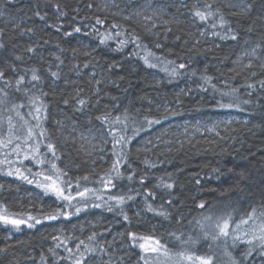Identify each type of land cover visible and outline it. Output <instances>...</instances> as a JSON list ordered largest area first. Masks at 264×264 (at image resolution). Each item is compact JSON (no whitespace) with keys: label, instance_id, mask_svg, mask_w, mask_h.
<instances>
[{"label":"trees","instance_id":"1","mask_svg":"<svg viewBox=\"0 0 264 264\" xmlns=\"http://www.w3.org/2000/svg\"><path fill=\"white\" fill-rule=\"evenodd\" d=\"M101 2L0 0V9L20 18L0 22V70L5 73L0 81L13 91L12 102L33 96L43 103L42 114L49 118L42 130L44 149L49 141L54 145L56 163L66 166L73 187L84 178L94 179L86 183L93 187L105 177L122 178L112 183V193L124 195L131 186L132 198L115 212L110 205L101 210L91 205L75 219L56 218L20 236H9L1 226L0 264H75L82 255L87 258L84 264H95L94 254L105 264H131L140 252L133 245L128 251L130 233L185 240L205 214L217 210L244 217L253 207L258 212L264 207V62L253 60L249 66L238 62L252 45H259L264 57V0H246V6L222 0H155L165 7L147 11L154 20L103 9ZM197 10L212 15L202 21L194 15ZM203 26L214 33L212 41L202 36ZM147 54L173 68L166 72L146 63ZM32 68L39 70V82H30ZM49 69L58 71L60 78L52 77ZM20 76L24 83L18 94ZM80 99L86 102L83 106L77 103ZM228 112L241 113L248 121L233 120L219 133L174 135L170 145L152 151L139 145L140 134L154 125L163 129L165 122L175 119ZM55 121L69 130L103 124L117 141L125 137L115 145L125 149L129 175L108 174L111 167L97 153L86 155L74 131L66 139L58 138ZM12 188L0 192V197L12 209L19 203L29 207ZM105 199L111 201L109 195ZM142 203L145 212L135 208ZM51 206L60 213L57 202ZM32 207L38 210L37 200ZM99 211L104 214L101 219ZM79 238L83 244L75 245ZM244 257L242 253V264H264L261 255Z\"/></svg>","mask_w":264,"mask_h":264},{"label":"rangeland","instance_id":"2","mask_svg":"<svg viewBox=\"0 0 264 264\" xmlns=\"http://www.w3.org/2000/svg\"><path fill=\"white\" fill-rule=\"evenodd\" d=\"M101 6L103 9H118V11H130L131 13L137 15L143 19L154 20L147 14V11H153L155 9L163 8L165 5L163 3H156L155 0H145L142 4L134 5L133 0H101ZM230 5L235 6H246V0H222ZM129 5V6H128ZM132 6V7H130ZM128 14V13H127ZM0 22L1 24L9 23L15 20L20 21V18L16 20L13 16L6 13L2 8L0 9ZM22 20V19H21ZM201 34L203 37H207L210 41L213 40L214 33L210 31L209 27L203 26L200 28ZM209 32V34H208ZM0 44L1 38H0ZM259 45H252L249 49L245 50L240 56L238 62L241 65H252L253 60H261L264 62V57L260 54ZM1 50V47H0ZM144 60L154 65L157 68H160L163 71H170L173 68L172 63L168 61H163L162 59L158 60L154 58L152 54H147L144 57ZM157 78L161 80V75L155 73ZM1 80V78H0ZM0 89H3L0 92V140L4 141V145L0 146V192L3 193L8 189V187H13L12 189H17L18 196H23L29 203V207L19 203V206L16 209L10 208L5 198L0 197V214L5 215L11 219H23L26 223L21 224L19 228L14 227L11 224H5L3 221H0V227H6L8 235L20 236L23 231H33L42 225L51 222L56 219H48V217L55 215L57 218L62 219V222L65 220L75 219L77 215L82 213V210H85L91 205L95 207L106 208L109 207L114 212L119 210L123 204H117L116 200L112 199L113 197L125 198V201L128 200L132 194L131 186L128 187L124 195H116L112 193L113 185L112 183L116 180H112L110 177H105L99 181L95 187L93 184L94 179L87 180L79 179L78 187H73V183L67 177L66 166L61 162L60 166L56 163L58 157L52 154L48 149L47 145L44 149V142L46 139L45 132L42 133L45 125L48 123V114H42V106L39 100L34 101L33 96L26 97L24 99H17L13 102L10 97H13V91L7 86L3 85L0 81ZM7 93V96L4 93ZM21 91H15V93L20 94ZM23 105V107H20ZM36 109H40L39 112ZM17 112L20 113V116H17ZM12 117V125L14 126L12 131L9 132V123L8 117ZM23 117L21 119L20 117ZM246 120L248 117L236 112H228L218 115H208L207 117H198L193 120H173L172 122H165L163 124L164 128L160 129L159 126L154 125L150 131L140 134V144L141 147L146 151H152L158 146L167 147L170 145V139L177 136H195L197 134L203 133H219V130L226 125H229L233 120ZM55 131L58 138L66 139L72 133L75 132L76 140H78L84 148V152L88 155V152L97 153L100 156V159L105 161L108 166H110L111 175H120V177H126L129 175L130 171L128 169V164L125 157V149L121 146H116L115 135L112 134L107 125L99 124L92 125L90 128L82 129L75 128L69 130L60 122L55 121ZM77 125V123H76ZM31 128L33 135L31 138L28 137V129ZM69 130V131H68ZM68 131V133L66 132ZM170 133L169 135L166 133ZM175 133V134H171ZM19 137V139H17ZM11 139V143L7 141ZM170 140V141H169ZM51 142L49 141V144ZM52 144V143H51ZM54 144V143H53ZM19 145V148H17ZM45 150V151H44ZM47 153V155L45 154ZM119 161L116 168L113 167L114 164ZM53 165L55 167H53ZM17 169L21 175H17ZM116 169L118 171H116ZM11 171L13 175H7ZM21 176H26L28 179L25 180ZM45 177H51V180L45 179ZM31 180L32 183L28 181ZM55 181L56 186L63 189V195L71 197L70 200H65L63 197L58 196L51 187H42L40 185H52ZM120 182V180H119ZM118 183V182H117ZM87 189V191H85ZM80 193H84L83 196ZM137 194V193H136ZM109 195L111 201L105 199V196ZM33 200L38 201V210H34L32 207ZM80 200L86 201L80 205L78 208H72L74 203H78ZM57 202V205L60 207L57 209L60 213H54L52 210L51 204ZM89 202V203H88ZM135 208L140 212H145L144 203L142 206L136 205ZM79 209V211H77ZM88 215V214H87ZM86 215V216H87ZM98 217H103L101 211L97 212ZM84 216V217H86ZM211 216L212 219L208 220L206 217ZM32 217L33 219H29ZM231 217L233 221L238 222L242 216L237 215L236 213L230 214L224 211H217L215 213H209L208 215H203L198 219L197 230L188 236L185 240L179 237V240L176 239L178 236H173L171 240L162 238L158 235H141L136 236L137 238L135 243L133 239H130V242L127 243L126 247L129 248L133 245L136 246L140 252L138 258L131 264H145V261L141 259V256H144L148 261V264H199L195 260L196 256H209L214 257L213 264H233V257L239 261V264L243 263L242 253H246L251 245L246 244L243 240L238 241L235 247H232V239L227 238V252L226 246L223 241H212L211 238L204 239V233H212L215 231V224L217 222H222L223 219ZM39 221L37 223L36 221ZM71 224L70 222H68ZM33 225L29 227L28 225ZM71 230V228H69ZM152 237L154 239H159L161 244L166 245L169 255L167 257L163 255H158L154 253H144L142 249L139 248V243H144L145 240L140 239ZM166 239V240H165ZM167 241V242H166ZM83 239L79 238L74 242L75 245L83 244ZM151 243V241H149ZM87 243H85L86 245ZM206 244V248L205 245ZM88 245V244H87ZM243 252H242V251ZM240 251V253H239ZM242 252V253H241ZM95 253V252H93ZM92 253V254H93ZM180 253H184V256H180ZM230 253V255L228 254ZM95 255V259L98 261L95 264H105L99 260V257ZM188 255L193 256V260L189 261L186 259ZM264 257V249L256 248L252 254L251 258ZM247 258V257H244Z\"/></svg>","mask_w":264,"mask_h":264},{"label":"snow or ice","instance_id":"3","mask_svg":"<svg viewBox=\"0 0 264 264\" xmlns=\"http://www.w3.org/2000/svg\"><path fill=\"white\" fill-rule=\"evenodd\" d=\"M207 7L211 8V5H207ZM37 15H39V13H37ZM194 15L196 17H198L200 20H206L207 17L209 15H212L211 12L209 13H204L201 12L199 10H197ZM41 19H43V17H40ZM97 23H101V21L97 20ZM224 20L223 17H221V25L223 26ZM0 31H2V29H0ZM29 31H31V29H29ZM75 31L79 32L80 29L77 28L75 29ZM233 39H235L236 37L233 36ZM103 42V41H102ZM0 47H3L2 44H0ZM29 52L34 51V49L32 48H28ZM17 59H20V57H17ZM57 59H59V57H57ZM147 63V60L145 61ZM61 64L63 63V61L60 62ZM154 66V65H153ZM59 67V65L57 66ZM181 68L184 67V65H180ZM14 70V69H13ZM50 71V75L56 79L60 78V73L58 71ZM31 72V80L35 81V82H39L41 80V76L39 74V70L36 68H32L30 69ZM5 76V73L3 70H0V78H3ZM24 83V77L20 76L17 81V90L19 91V85ZM262 86H264V82H261ZM249 87H252V85H249ZM3 89H0V92H2ZM5 96H7V93H4ZM38 99V98H37ZM0 103H3V101H0ZM68 101L65 100V104H67ZM78 104H80L81 106H83L86 102L83 99H80L77 101ZM229 107H231V105H228ZM20 107H23V105H20ZM37 112L40 111V109H36ZM17 116H20V113L17 112ZM21 119H23V117H20ZM99 119V118H98ZM104 119H107V117H104ZM117 121H119V118H117ZM156 123H159V121H155ZM8 123H9V132L12 131L13 129V125H12V117L9 116L8 117ZM149 123H152L151 121ZM33 135L32 129L29 128L28 129V137L31 138ZM17 139H19V137H17ZM125 139V137L121 136L120 137V141H123ZM120 141H117V143H119ZM11 139H9L7 141V143H11ZM4 145V141L0 140V146ZM48 149L50 151L53 152V155H55L54 152V145H52L51 143L47 145ZM17 148H19V145H17ZM119 161H117L116 164L113 165L114 168L117 167ZM53 167H55L53 165ZM7 175H13V173L11 171H9L7 173ZM17 175H21L19 173V169H17ZM21 178L27 180L28 178L26 176H21ZM45 179L47 180H51V177H45ZM29 183H32L31 180L28 181ZM42 187H51L52 190L58 195L63 197V199L65 200H70L71 197L69 196H64L63 195V189H61L60 187L56 186L55 181H53L52 185H40ZM165 187L167 188H171L172 184H165ZM87 191V189L85 190ZM81 196L84 195V193H80ZM132 197H128V199H131ZM112 199L116 200L117 204H123L125 201V198L123 196L121 197H113ZM205 205L203 203H201L199 205L200 208H203ZM111 210V208L109 209ZM151 206H149V211H151ZM77 211H79V209H77ZM163 214V213H161ZM57 217L55 215L48 217V219H56ZM127 219V217H125ZM29 219H33L32 217H29ZM206 219L211 220L212 217H206ZM0 221H3L5 224H11L14 227L19 228V226L21 224L26 223L25 220L23 219H11L5 215L0 214ZM37 223H39V221H36ZM29 227H32L33 225L29 224ZM130 237L133 239V242L135 243L136 241V237L135 234L130 233L129 234ZM209 237L211 238L212 241H223V243L226 246V252H227V238H231L232 239V247H235L238 241L243 240L246 244L251 245L252 247L248 249V251L245 253V257L250 256L252 254V252L256 249V248H260V249H264V207H262L259 212L257 210V208L253 207L251 209V211L249 213L246 214V216L242 217L238 222L233 221L231 217H228L227 219H223L222 222H217L215 224V231L212 233H208L205 232L204 233V239H209ZM89 239H92L91 237ZM140 239L145 240L144 243H139V248L143 250L144 253H154V254H158V255H163L165 257H167L169 255L168 253V249L166 245L161 244L159 239H154L152 237H148V238H143L141 237ZM177 240H179V237H176ZM149 241H151V243H149ZM83 243V242H81ZM59 246V245H57ZM86 251L88 252H95V249H88L86 248ZM100 251L104 254V255H109L108 251L104 248H101ZM230 255V253H228ZM180 256H184V253H180ZM86 257H83L81 259H77L75 261V264H84V261L86 260ZM141 259H143L145 261V264H148V261L145 259L144 256H141ZM187 260L192 261L193 260V256L192 255H188L186 257ZM195 260L199 262V264H213V260L214 257L212 255L209 256H196ZM233 264H239V261H237L234 257H233Z\"/></svg>","mask_w":264,"mask_h":264}]
</instances>
